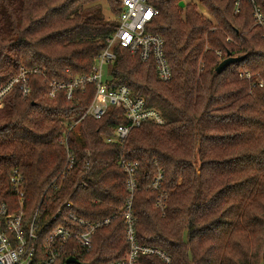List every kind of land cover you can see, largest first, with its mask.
<instances>
[{"label":"trees","instance_id":"trees-1","mask_svg":"<svg viewBox=\"0 0 264 264\" xmlns=\"http://www.w3.org/2000/svg\"><path fill=\"white\" fill-rule=\"evenodd\" d=\"M179 1L150 0L157 12L147 30L164 40L169 80L158 78L152 60L118 46L105 65L108 87L126 85L164 120L143 121L118 146L105 139L127 120L115 106L99 118L85 114L92 84L70 98L64 90L46 95L49 80L92 72L116 29L117 1L0 0V87L20 68L44 71L29 76L26 96L15 86L0 102V203L17 208L8 181L17 170L23 220L37 212V248L56 227H75L71 215L109 219L95 229L89 249L80 250L78 263L66 262L70 245L55 264H108L127 256L121 214L130 193L120 156L138 164L131 194L137 242L170 258L139 255L136 264H264V25L253 24L247 0L238 12L234 0H199L206 14ZM254 1L264 13V0ZM227 56L240 59L216 72ZM76 120L77 135L68 130ZM66 146L74 163L58 183ZM158 169L162 210L155 206L158 192L147 187Z\"/></svg>","mask_w":264,"mask_h":264},{"label":"built area","instance_id":"built-area-1","mask_svg":"<svg viewBox=\"0 0 264 264\" xmlns=\"http://www.w3.org/2000/svg\"><path fill=\"white\" fill-rule=\"evenodd\" d=\"M247 1L252 4L253 24L264 25V13H262L260 6L254 0ZM117 2L119 13L116 29L107 39L104 48L95 57L92 72L67 82L49 80L46 95L53 97L58 90H64L66 97L70 98L75 88L83 89L87 84H92L94 96L85 114L99 118L108 106L121 109L127 123L118 124L114 128L113 134L106 137L105 140L116 142L118 146H122L133 127L139 126L145 120H151L156 124H161L164 120L156 108L147 107L144 99L133 95L126 85L117 87L106 85L104 69L105 65L116 57L114 47L126 49L141 61L152 60L155 63L158 78L162 81L169 80L172 77V72L164 55L163 38L147 30L149 22L157 12L150 0H117ZM240 2L241 0H234V12L239 11ZM217 54H220V51ZM31 74L44 75V71L37 66L20 68L0 87V102L15 86H18L22 96H26L30 91L28 80ZM77 123L79 120L72 122L68 130H73ZM73 163L72 151L66 146V162L58 175V183L65 178ZM118 164L125 173L126 188L130 193L121 214L125 224L128 252L125 258L108 264H136L137 257L146 254L156 255L164 262H169L170 258L165 252L137 242L135 235L136 218L132 212L131 194L136 189L135 172L138 164L136 161L126 160L123 156H120ZM161 177V170L158 169L156 176L147 186L150 190L158 192L155 206L160 210L164 207L163 200L165 197L163 192L159 191ZM8 181L11 189L15 192L17 208L10 210L6 203H0V264H55L57 258L64 254V250H67L70 245L73 255L68 257H74L77 260V257L80 256V250L87 251L91 246L95 229L109 221L107 218L104 221L89 222L71 215L75 221V227H56L43 240L41 248H37L39 228L37 212L34 213L29 222L23 220L24 191L21 173L13 170L8 176ZM54 185L57 186V183L54 182ZM67 204L71 205V202H67Z\"/></svg>","mask_w":264,"mask_h":264},{"label":"water","instance_id":"water-1","mask_svg":"<svg viewBox=\"0 0 264 264\" xmlns=\"http://www.w3.org/2000/svg\"><path fill=\"white\" fill-rule=\"evenodd\" d=\"M178 5L180 7H184L185 3L183 0H180L178 2ZM240 57H233V56H227L226 58L222 59L218 65L215 67V71L216 72H221L229 63H231L232 61H236L239 60ZM66 262L67 263H78V261L74 258V257H67L66 258Z\"/></svg>","mask_w":264,"mask_h":264},{"label":"rangeland","instance_id":"rangeland-1","mask_svg":"<svg viewBox=\"0 0 264 264\" xmlns=\"http://www.w3.org/2000/svg\"><path fill=\"white\" fill-rule=\"evenodd\" d=\"M183 1H184V3L191 2L193 4H196L199 7V9L202 11V13L203 14H206V12L204 11V9L199 5V0H183ZM102 5H103V10H104V13H105L106 17H108V18H110V17L114 18L113 15L109 12V9L107 8V5L104 2H102ZM78 124L79 123H77V125L75 126V128L72 130L76 135L78 134Z\"/></svg>","mask_w":264,"mask_h":264}]
</instances>
